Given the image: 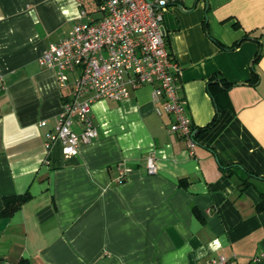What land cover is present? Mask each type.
Returning <instances> with one entry per match:
<instances>
[{"label":"crops","instance_id":"1","mask_svg":"<svg viewBox=\"0 0 264 264\" xmlns=\"http://www.w3.org/2000/svg\"><path fill=\"white\" fill-rule=\"evenodd\" d=\"M83 4L0 0V264H264V0H182L165 12L187 113L196 129L217 118L193 155L151 85L95 101L100 135L76 154L60 140L47 149L75 80L61 86L39 58ZM29 192L1 216L5 196Z\"/></svg>","mask_w":264,"mask_h":264},{"label":"built area","instance_id":"2","mask_svg":"<svg viewBox=\"0 0 264 264\" xmlns=\"http://www.w3.org/2000/svg\"><path fill=\"white\" fill-rule=\"evenodd\" d=\"M94 1L98 13L82 9L78 23L65 40L52 44L39 58L42 66L56 69L61 86L66 87L72 75L75 80L72 95L64 101L57 117L55 131L48 134L47 149L60 140L68 156L76 154L82 144L100 135L91 115L95 101L122 102L132 91L151 85L159 103L156 112L173 116L170 130L186 139L193 155L198 129L179 94L182 67L170 52L164 27L165 12L182 0ZM75 123L81 131L74 128ZM149 160L148 170L153 174L157 171L156 160ZM120 175L125 177V172ZM226 260L221 256L211 263L225 264Z\"/></svg>","mask_w":264,"mask_h":264},{"label":"trees","instance_id":"3","mask_svg":"<svg viewBox=\"0 0 264 264\" xmlns=\"http://www.w3.org/2000/svg\"><path fill=\"white\" fill-rule=\"evenodd\" d=\"M238 25V24H237ZM239 42H237L235 44L238 45ZM261 57V54L256 56V61L259 62ZM253 79L257 78V73H255V71L253 72ZM214 83H212L211 81V87H213ZM223 86L225 88H229L231 87L230 83L228 81H223ZM217 118H214L208 125H206V127L204 128H199L198 129V133H196V137L198 136V134L201 132L202 129L206 130L207 128H210L211 126H213L216 123ZM242 186H248L250 187V185H252V182H249V178H244V180L241 182ZM244 188V187H243ZM31 198V193H24V194H16L15 196L13 195H9V196H5L4 197V201H5V208L3 209L1 216H12L15 215V212H17V210H19L20 208H22L21 206L29 201V199ZM261 198H263V200H261V202L258 204V208L261 209L262 211L264 210V194L261 195ZM20 263L18 264H31L32 262H29L27 259H22L19 261Z\"/></svg>","mask_w":264,"mask_h":264},{"label":"rangeland","instance_id":"4","mask_svg":"<svg viewBox=\"0 0 264 264\" xmlns=\"http://www.w3.org/2000/svg\"><path fill=\"white\" fill-rule=\"evenodd\" d=\"M80 1V0H79ZM84 1V4L78 7V14L82 11V9L87 10L90 13H98V5L94 0H81ZM98 15V14H97Z\"/></svg>","mask_w":264,"mask_h":264}]
</instances>
